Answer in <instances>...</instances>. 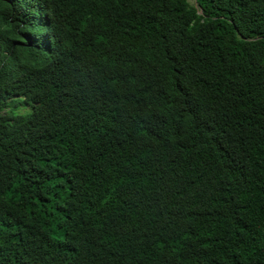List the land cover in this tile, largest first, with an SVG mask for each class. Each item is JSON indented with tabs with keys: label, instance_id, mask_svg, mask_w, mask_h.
<instances>
[{
	"label": "trees",
	"instance_id": "obj_1",
	"mask_svg": "<svg viewBox=\"0 0 264 264\" xmlns=\"http://www.w3.org/2000/svg\"><path fill=\"white\" fill-rule=\"evenodd\" d=\"M0 264H264V0H0Z\"/></svg>",
	"mask_w": 264,
	"mask_h": 264
},
{
	"label": "rangeland",
	"instance_id": "obj_2",
	"mask_svg": "<svg viewBox=\"0 0 264 264\" xmlns=\"http://www.w3.org/2000/svg\"><path fill=\"white\" fill-rule=\"evenodd\" d=\"M190 3H194V0H188ZM19 110H23V108H19Z\"/></svg>",
	"mask_w": 264,
	"mask_h": 264
}]
</instances>
